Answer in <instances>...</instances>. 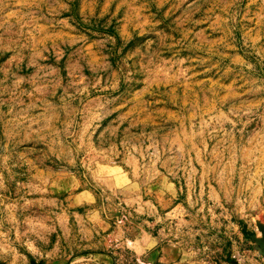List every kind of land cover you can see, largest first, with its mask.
<instances>
[{
	"label": "rangeland",
	"instance_id": "rangeland-1",
	"mask_svg": "<svg viewBox=\"0 0 264 264\" xmlns=\"http://www.w3.org/2000/svg\"><path fill=\"white\" fill-rule=\"evenodd\" d=\"M91 208L114 264H264V0H0V264Z\"/></svg>",
	"mask_w": 264,
	"mask_h": 264
},
{
	"label": "crops",
	"instance_id": "crops-1",
	"mask_svg": "<svg viewBox=\"0 0 264 264\" xmlns=\"http://www.w3.org/2000/svg\"><path fill=\"white\" fill-rule=\"evenodd\" d=\"M77 198H81V200L78 202V205L91 204L97 199L96 195L88 190H82L78 192V194L75 196V200ZM88 215L92 217L90 218ZM81 220L82 221L80 225L83 227V229L80 231V233L78 231L80 234V239H82L80 245L83 246L82 248H84L81 253L75 254L74 251H68L66 248L63 249V247L60 246L58 239L55 238L51 246L48 245V248L43 250L44 252L36 261V264H114L115 260L113 251L111 254L109 249L110 245L106 237H104V240L101 236L99 237L101 232L110 230V223L103 219L99 212L95 210V208L88 210L87 214H85ZM64 232H67L69 236H72L69 228ZM52 235L53 233L50 234L48 239H51ZM100 242L104 246L102 252L95 249L101 244ZM131 243H133V241ZM2 257L4 258V256ZM163 258L164 257H160L159 260H162ZM150 259H152V253L148 254V260ZM4 260L5 259H3V261ZM2 263L4 264V262Z\"/></svg>",
	"mask_w": 264,
	"mask_h": 264
},
{
	"label": "water",
	"instance_id": "water-1",
	"mask_svg": "<svg viewBox=\"0 0 264 264\" xmlns=\"http://www.w3.org/2000/svg\"><path fill=\"white\" fill-rule=\"evenodd\" d=\"M258 241L261 243V244H264V239H258ZM2 264V263H1ZM34 264H36V262H34Z\"/></svg>",
	"mask_w": 264,
	"mask_h": 264
}]
</instances>
